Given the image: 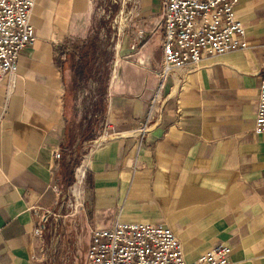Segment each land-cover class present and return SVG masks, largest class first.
Instances as JSON below:
<instances>
[{"label": "crops", "instance_id": "obj_1", "mask_svg": "<svg viewBox=\"0 0 264 264\" xmlns=\"http://www.w3.org/2000/svg\"><path fill=\"white\" fill-rule=\"evenodd\" d=\"M131 2L105 87V135L85 160L86 193L72 230L82 222L160 224L181 243L186 262L223 244L227 264H264V133L252 132L264 0L234 6L245 48L204 55L161 86L160 0ZM50 5L64 22L85 13L87 0H45ZM30 21L37 23L35 14ZM59 65L35 40L19 55L13 89L0 84V264H46L32 229L44 210L64 211L52 189L63 181L62 155L56 161L52 152L67 142ZM72 251L70 264H87L77 243Z\"/></svg>", "mask_w": 264, "mask_h": 264}, {"label": "built area", "instance_id": "obj_2", "mask_svg": "<svg viewBox=\"0 0 264 264\" xmlns=\"http://www.w3.org/2000/svg\"><path fill=\"white\" fill-rule=\"evenodd\" d=\"M238 0H160V65L155 74L160 85L174 69L194 68L204 55H219L246 47L243 28L235 17ZM36 0H0V84L9 93L15 85V73L21 50L31 45L35 29L30 21ZM141 36L131 47H134ZM258 94L252 132L264 133V64L258 74ZM103 130L105 125L103 124ZM141 130V129H140ZM105 132L99 137H103ZM92 141V147L101 142ZM92 148L89 149V151ZM61 155L52 152L56 161ZM86 163L74 168L73 182L62 194L56 180L55 205L64 214L44 210L32 229L41 238L50 216H71L82 211L83 199L78 187L83 184ZM70 189V195H69ZM75 190L78 192L75 194ZM230 249L215 245L186 262L181 243L170 229L160 224L115 221L110 227H89L85 251L87 264H227Z\"/></svg>", "mask_w": 264, "mask_h": 264}, {"label": "rangeland", "instance_id": "obj_3", "mask_svg": "<svg viewBox=\"0 0 264 264\" xmlns=\"http://www.w3.org/2000/svg\"><path fill=\"white\" fill-rule=\"evenodd\" d=\"M131 1L87 0L85 13L79 16L70 15L64 22L57 21L56 6L50 5L47 8L45 0H36L32 9L31 14H35L37 22L33 24L34 41L39 40L48 47L54 54L55 64H60L61 68L64 87L62 115L67 138L64 149L60 152L63 168L62 194L73 182L74 168L82 161L85 163L89 149L93 148L92 141L104 133L101 114L105 87L114 64V47L129 27ZM157 40L158 34L153 43H157ZM32 44L21 50L20 54L30 50ZM89 44L95 49L93 67L97 71L96 80L86 79L75 83L70 65L75 61L78 49ZM59 48L66 50L64 59H59ZM78 190L82 197L85 196L86 174ZM68 193L70 195V189ZM60 214H64V211ZM77 214L60 218L50 216L47 219L41 237L44 263L53 264L58 258L56 264H70L72 243L78 244L79 258L84 257L88 228L82 222L80 229L72 230V220Z\"/></svg>", "mask_w": 264, "mask_h": 264}, {"label": "trees", "instance_id": "obj_4", "mask_svg": "<svg viewBox=\"0 0 264 264\" xmlns=\"http://www.w3.org/2000/svg\"><path fill=\"white\" fill-rule=\"evenodd\" d=\"M65 49L59 48V57L64 59L65 57ZM95 49L92 44L88 46L82 45L78 49V53L75 54L76 59L70 65L71 75L73 82L77 83L81 80L93 79L96 80V69L93 67V63L95 60L94 57ZM76 163V162H75Z\"/></svg>", "mask_w": 264, "mask_h": 264}, {"label": "bare ground", "instance_id": "obj_5", "mask_svg": "<svg viewBox=\"0 0 264 264\" xmlns=\"http://www.w3.org/2000/svg\"><path fill=\"white\" fill-rule=\"evenodd\" d=\"M101 139H103V137L101 136V137H99V139L97 140V141H99V140H101ZM78 192L75 190V194H77Z\"/></svg>", "mask_w": 264, "mask_h": 264}]
</instances>
